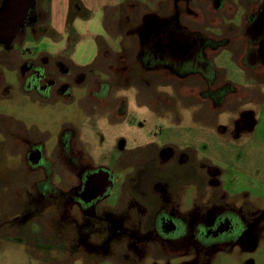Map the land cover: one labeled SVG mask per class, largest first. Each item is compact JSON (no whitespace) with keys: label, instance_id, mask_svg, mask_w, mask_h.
<instances>
[{"label":"rangeland","instance_id":"rangeland-1","mask_svg":"<svg viewBox=\"0 0 264 264\" xmlns=\"http://www.w3.org/2000/svg\"><path fill=\"white\" fill-rule=\"evenodd\" d=\"M136 1L122 12L124 60L105 53L97 67L80 73L67 62L60 69L23 63L0 45V264H264V66H244L219 49L211 63L218 75L213 88L221 87L223 99L202 95L201 76L144 69L134 59L138 37L126 33L143 14L169 11L172 2ZM239 40L234 49L246 43ZM37 67L39 75L45 70L40 86L51 90L27 93L19 77L28 84ZM16 136L44 146L61 171L56 190L38 193L33 167L24 168L19 154L28 148ZM62 138L69 142L61 147L70 148L55 158ZM86 163L112 180L108 196L92 206L72 191L87 178ZM165 178L167 188L154 189ZM155 199L168 202V220L148 218ZM230 205L244 218L243 236L197 245L194 220L207 218L201 230L207 242L214 213ZM180 217L185 232L169 225Z\"/></svg>","mask_w":264,"mask_h":264},{"label":"flooded vegetation","instance_id":"flooded-vegetation-1","mask_svg":"<svg viewBox=\"0 0 264 264\" xmlns=\"http://www.w3.org/2000/svg\"><path fill=\"white\" fill-rule=\"evenodd\" d=\"M171 2L172 7L169 11L165 9L161 12L159 10L148 11L143 14L140 22L136 23L128 31L129 34L138 37L139 48L134 59L138 60L141 67L152 71L167 70L174 77L201 76L207 83L202 95L210 99L219 93L220 99H223L221 87L213 88V85L217 82L218 75L211 63V58L219 49L223 47L234 53L235 58L238 57L237 60L239 59L238 61L244 66H247L248 61L253 63L254 67L264 66L263 2L253 0H171ZM237 16L238 19L240 18V22L234 21ZM37 17V0H35L28 11L24 24L34 21ZM233 39H240V43L246 42V46L241 44L239 50L234 49ZM244 47L245 51H243ZM237 51L243 52L239 56ZM124 54L125 52L123 51L117 54L116 57L119 56L121 60H124L126 58ZM125 68L124 66L122 69L126 70ZM38 75L39 73L35 72L33 76L27 77L28 83L32 84L35 91L38 90L39 81L45 74L41 73ZM88 79L89 82H93V80L90 81V78ZM49 84L50 86L52 85L51 83ZM42 89L51 90L49 87H42ZM94 92L96 91L91 84L90 93L93 94ZM118 101L120 104L121 100ZM16 139L24 144V148L26 146L28 148L26 155L23 154V150H19V154H21L22 162L26 160L28 164L24 168L33 167V174H35L33 183L38 193L47 195L56 190V180L59 184L62 183L61 171L56 170V164L47 159L44 146L43 148L39 147L40 143H36V141L31 139H22L17 136ZM62 140L68 145L69 138L68 140L62 138L55 152V158H57L59 149L67 152L68 148H70L67 145L62 148ZM180 157L182 158V155H179ZM89 165L90 163H86V166H82L81 172L87 178L84 182L80 181L79 190H72L73 197L85 206L95 205L102 198L107 197L108 190L112 185V180L107 174ZM133 170L135 171V168ZM66 172H68V164ZM78 175L80 176V173ZM166 180L168 179L165 178L164 182L156 181L153 185L154 189L156 187H165L166 189L167 186L164 185ZM64 185L68 189V180H66ZM82 186L83 189L81 188ZM158 199H155L152 209L148 207L150 210L148 218L153 219L152 216L158 214L159 216H156V219L168 220L169 218L164 216L166 215L168 202L161 204ZM177 204L179 203L177 202ZM221 212L231 214V216L223 214V217H218ZM232 214L235 215L233 216ZM213 217L212 227L206 231L207 242L201 236L204 234L201 231L203 229L202 222L204 223L207 218L199 216L194 220L196 228L192 237L196 238L197 245H221L223 242L227 243V238H233L237 241L243 236L245 232L244 218L231 205L225 206L222 211L215 212ZM171 220L170 226L175 225L174 227H177L176 230L179 227L182 228L180 232H185L184 221L181 217L176 220L171 218ZM186 224L188 225L189 223L185 222Z\"/></svg>","mask_w":264,"mask_h":264},{"label":"crops","instance_id":"crops-1","mask_svg":"<svg viewBox=\"0 0 264 264\" xmlns=\"http://www.w3.org/2000/svg\"><path fill=\"white\" fill-rule=\"evenodd\" d=\"M152 1V5L157 3V0H148L147 3ZM163 1L166 2L159 0L157 4H162ZM1 2L2 0L0 6ZM80 2L90 16L85 18L78 15L71 25H68L70 0H37V19L24 24L8 44L9 48L21 54L23 63L40 62L45 68L60 69V64L67 62L66 64L80 73L97 67L102 54L122 53L125 40V34L120 30V23L124 17L122 12L125 7L135 6L137 1L80 0ZM155 8L153 10L156 11L158 7ZM126 34L132 35L128 31ZM116 44L121 45V50H114L113 45ZM0 52L3 50L0 49ZM39 69L44 75V68Z\"/></svg>","mask_w":264,"mask_h":264},{"label":"water","instance_id":"water-1","mask_svg":"<svg viewBox=\"0 0 264 264\" xmlns=\"http://www.w3.org/2000/svg\"><path fill=\"white\" fill-rule=\"evenodd\" d=\"M35 0H7L0 9V45H8L24 26Z\"/></svg>","mask_w":264,"mask_h":264},{"label":"trees","instance_id":"trees-1","mask_svg":"<svg viewBox=\"0 0 264 264\" xmlns=\"http://www.w3.org/2000/svg\"><path fill=\"white\" fill-rule=\"evenodd\" d=\"M78 15H83L85 18H88L90 16V13H88L83 8V6L81 5L80 0H70V12H69V16H68V25H71V23L74 20V18L77 17ZM103 55L104 54H102V56H100V60L103 57ZM109 55H111V57H116V55H113V54H109ZM31 66H32V64H28L26 66V68L27 69H31ZM36 72H38V71H36ZM3 81H4V76L0 72V84H2ZM20 83L22 84V88H23L24 91H26L27 93L34 94V92H33L34 89H33L31 83L26 84V82L22 81L21 79H20ZM92 86H93V84H92Z\"/></svg>","mask_w":264,"mask_h":264}]
</instances>
